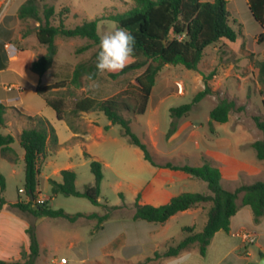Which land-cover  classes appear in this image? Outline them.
Segmentation results:
<instances>
[{
  "label": "crops",
  "instance_id": "0c3cea01",
  "mask_svg": "<svg viewBox=\"0 0 264 264\" xmlns=\"http://www.w3.org/2000/svg\"><path fill=\"white\" fill-rule=\"evenodd\" d=\"M55 1L56 4H49L54 7L57 20L55 24L60 20V11L68 10L61 18L64 26L70 18L81 24L84 20H93L105 14L123 13L133 6L132 0H110L109 5L102 6V15L87 19L80 8L69 6L70 0ZM225 1L229 3L228 11L231 25L237 32L236 40L230 42L223 39L207 47L196 71H183L179 65H165L156 77L145 113L138 115L141 117L137 122L142 137L140 140L158 165L153 166L144 159L139 148L131 144L125 146L120 140L107 137L106 132L112 129L111 123L101 126L97 119L87 115L90 113L71 116L72 127L65 120L56 118L57 121H63L69 131L67 141L60 143L51 114L45 113L40 105L36 106L31 100L32 93H36L35 88L39 85L35 78L38 74L31 70V64L46 51L45 46L40 45L36 38L39 23L30 18H18V9L24 0H0V65L3 66L0 69V103L6 108L2 129L8 130L4 135H11L14 142H19L22 129L29 127L25 117L42 116L55 131L57 144L60 146L58 149L79 143L90 158L111 168L118 176H125L129 180L130 194L128 199L120 195V201L114 206L107 204L116 209L102 223L86 218L72 222H95L86 241L76 233L62 236L46 233L39 228L43 218L33 220L32 216L22 211L18 217L8 216L5 214L6 206L13 210L17 208L9 206L15 202H7L0 211V261H24L23 255L29 254L30 245L26 230L33 221L39 248L34 264H61L62 258L66 259L65 264H113L116 261L141 264L152 258L155 252H163L172 243L167 235L171 229L170 221L182 216H190L192 220L205 216L204 206L179 212L152 230L149 224L133 219L135 205L159 207L182 193L210 194L204 181L183 171L159 167L166 163L193 167L207 163L219 169L220 183L229 191L240 185L264 182V161L257 159L252 148V144L262 138V132L256 127L253 118L264 115V87L258 81L256 66L257 61L264 60V40L258 41L261 30L248 10L247 1ZM6 44L14 47V56L8 55ZM205 80L212 91L211 95L204 98L208 105L201 108L200 102L196 103L187 116L172 120L169 111L178 107V98L186 94L196 95L204 90ZM178 84H181V89H178ZM217 95L233 100L236 108H240L231 112L225 123H217L210 118V112L217 103ZM171 97L175 98L174 103L170 100ZM259 106L262 107V112L259 111ZM168 128L172 131H166ZM132 131L135 132L134 129ZM92 144L97 147L104 144L109 154L103 157L92 153ZM55 150L47 143L46 156ZM0 158L7 160L2 155ZM72 169L73 165L68 164L64 168L55 169L53 174L61 177L62 170L73 171ZM76 183L77 178L75 185ZM93 184L94 179L91 185ZM183 187L191 189H181ZM40 194L38 199L45 204L47 198H41ZM122 211H129V214ZM114 212L122 213L125 217L113 218L111 214ZM243 232L253 234L254 241H244L239 235ZM160 236L163 238H159ZM160 248H164L163 251ZM262 256L264 217L254 222L250 208L240 206L230 219L229 231L215 233L204 257L199 255L197 247H192L177 257L162 258L156 263L254 264Z\"/></svg>",
  "mask_w": 264,
  "mask_h": 264
},
{
  "label": "trees",
  "instance_id": "16d2710c",
  "mask_svg": "<svg viewBox=\"0 0 264 264\" xmlns=\"http://www.w3.org/2000/svg\"><path fill=\"white\" fill-rule=\"evenodd\" d=\"M46 0H24L18 9V18H30L39 23L36 38L40 45L45 46V53L32 62L31 70L42 76L52 66L56 55L54 44L57 36L65 38L87 39L93 45H99L100 36L97 25L101 21H112L117 28H124L135 37L134 55L127 66L118 73H107L115 80L130 72L140 73L135 77L136 84L128 86L120 93L104 99L85 96L74 102L67 111V104L62 97H50L48 94L54 90L64 89L67 86L81 87L83 76L95 80L98 76L94 65L78 63L69 80L58 81L49 85H37L35 92L41 95L46 103L56 114L58 120H65L69 126L70 117L79 113L101 112L111 125L122 128L123 135L129 144L139 148L146 161L153 166H158L153 161L147 146L133 133L130 121L124 113L138 116L145 113L150 92L155 84L159 71L165 65H181L187 70L196 71L203 57L204 50L219 42L227 40L234 42L237 32L231 25L230 13L225 0H132L133 6L123 13L102 15L99 18L83 21L73 28H66L61 18L68 10L60 11L58 24H55L54 7L44 3ZM248 10L260 27L258 41L264 40V0H246ZM43 3V4H41ZM89 45L80 48L84 51ZM258 81L264 87V60L257 61ZM0 65V69H1ZM210 86L205 80L204 90L198 92L191 103L173 107L169 114L172 120L187 116L194 104L200 102L207 95H211ZM240 110L236 108L233 100L221 98L210 112V118L217 123H225L231 112ZM6 108L0 103V155L9 162L15 163L17 156L11 145L14 138L2 134ZM29 127L22 129L19 134V144L24 151V182L23 191L27 195V202L17 201L9 204L12 208L31 215L33 218H63L75 222L79 218L96 219L99 223L106 221L109 212L116 209L103 205L107 213L85 215L82 213L67 214L62 209L53 210L45 204H37L39 191V165L47 154V143L52 149H58L57 137L51 124L42 116H26ZM256 127L262 132V138L252 144L256 157L264 161V115L253 118ZM72 127V126H71ZM172 131V129H171ZM90 158L88 154H84ZM159 167L183 171L193 178L204 181L210 191L209 195L201 193H182L172 197L170 201L159 207L150 205H135L134 220L149 224L150 229H157L171 216L198 206L206 207V221L200 232L195 233L193 227H185L183 231L188 235L176 244L167 245L163 252H155L146 262L158 261L162 258L177 257L183 251L197 247L198 253L204 257L211 239L219 231L228 232L230 219L235 215L240 206L250 208L254 222L264 217V182H255L250 185H240L235 190L229 191L222 187L219 169L204 163L202 166H177L166 163ZM90 170L94 177V184L87 185L82 191L77 190L75 181L76 173L71 170L60 172L61 182L50 181L52 195H64L85 198L92 205L99 206L100 184L103 179L102 164L91 158ZM5 190V178L0 172V192ZM32 198L30 201L29 198ZM240 199V203L238 200ZM0 197V211L6 205ZM26 233L29 237V254L23 255L24 261L5 262L0 264H34L39 254L35 227L31 225Z\"/></svg>",
  "mask_w": 264,
  "mask_h": 264
},
{
  "label": "rangeland",
  "instance_id": "374dc122",
  "mask_svg": "<svg viewBox=\"0 0 264 264\" xmlns=\"http://www.w3.org/2000/svg\"><path fill=\"white\" fill-rule=\"evenodd\" d=\"M110 0H70L69 6L75 8H80L83 11V14L87 19L94 18L103 14L102 6L105 4L109 5ZM46 4H56L55 0H46ZM43 4V3H41ZM112 14V13H111ZM85 21V20H84ZM76 25H79L76 20L69 19L65 24L66 28H73ZM117 29L116 23L112 21H101L97 25V33L100 38L110 32H113ZM56 47V55L54 57L53 64L51 68L46 72L44 76L35 75L37 84L45 85L49 83H55L62 80H69L71 72L78 63H85L86 65L96 64V56L99 52V45H93L90 41L83 38H65L62 36H57L54 41ZM89 45V47L84 51H79L80 48ZM181 66V65H179ZM181 70H185L183 66L180 67ZM140 73L130 72L125 74L115 80L110 79L107 76V72L99 73L95 80H90L83 76L81 80V87L74 88L72 86H67L64 89H58L50 92L48 95L50 97H62L65 99L67 104V111L70 110L74 102L85 96L94 97L97 99H104L120 93L124 90L128 84H136L135 77ZM10 81V80H9ZM195 95L186 94L182 98H178V106L189 104L192 102ZM209 96V95H207ZM206 96V97H207ZM225 96L217 95V101ZM205 98V97H204ZM202 99L200 101L201 108H204L208 105L207 99ZM172 103H174V97H171ZM32 101L35 102V105H40L43 108L45 113H49L52 116V122L56 127L58 138L60 143L67 141L69 136V131L66 128V124L63 121H57L55 117V112L49 106H47L41 95L32 93ZM177 103V102H176ZM217 104V103H216ZM170 105V104H168ZM173 105V104H171ZM259 111L262 112V107L259 106ZM11 114H9L10 116ZM88 116L97 119L99 125L106 126L109 121L106 116L101 112H92L87 114ZM126 119L130 121V126L134 129V134L141 139L140 131L137 128V122L139 121L138 116H132L128 113L123 114ZM169 118V115H167ZM263 116V115H260ZM45 117V116H44ZM109 131L106 132V136L109 138H115L120 140L125 146H130L127 138L123 135L122 128L118 125H111ZM171 128H168L166 131H170ZM2 134H7V129L1 130ZM129 144V145H128ZM104 144L100 146L91 145L90 149L92 153L101 154L107 156L109 151L104 148ZM14 149L17 161L14 164L9 163L7 160L0 158V172L5 178V190L1 193L2 197L6 202H27V195L23 191V182H24V151L20 146L18 140L12 144ZM132 148V147H129ZM85 149L81 148L79 143L70 144L64 146L61 149L55 150L51 154H48L45 157V160L39 167V190L41 192V198H47L45 206L53 209L59 210L62 209L67 214H91L95 213L98 215H104L107 213V209L103 207L105 202L108 206H114L115 203L120 201V195L126 196L128 199V183L129 180L125 176H118L111 168H107L102 164V174L103 179L100 184V204L99 206L92 205L85 198H77L72 196H64L61 194L52 195L51 193V183L50 181L61 182V177L53 174L55 169L64 168L66 165H73V171L76 173L77 183L76 187L79 191H82L85 186L91 185L93 183V175L90 170V161L91 158L86 157L84 154ZM136 157V156H135ZM120 183V186L117 184ZM179 189V188H178ZM178 189L176 191H178ZM181 189H191V187H183ZM199 191V190H197ZM190 193V192H188ZM199 193V192H191ZM5 214L11 217L20 216L21 211L19 209H10L6 206ZM129 211H122V213H128ZM110 213V212H109ZM122 213L114 212L111 215L113 218L121 219L123 216ZM129 214V213H128ZM203 214H206V207L204 208ZM29 215V214H28ZM31 216V215H29ZM34 220V218H33ZM43 221L39 224V228L46 233L55 234L58 236L67 235V234H78L79 237L83 240H87L89 234L95 224V222H76L72 223L63 218H43ZM206 217L198 216L195 220H192L190 216H182L177 219L170 221L171 229L168 232L170 241L173 244L178 243L184 239L188 233L183 231L184 227H193L194 232H200L205 224ZM34 222V221H33ZM33 222L29 223L34 226ZM159 238H163L160 236ZM156 240V238H155ZM60 242V241H59ZM160 248V251H163ZM226 261V260H225ZM227 262V261H226ZM229 262V261H228ZM109 263V262H107ZM113 264H129L122 261H116ZM141 264H157L156 261L144 262Z\"/></svg>",
  "mask_w": 264,
  "mask_h": 264
},
{
  "label": "clouds",
  "instance_id": "9594fccd",
  "mask_svg": "<svg viewBox=\"0 0 264 264\" xmlns=\"http://www.w3.org/2000/svg\"><path fill=\"white\" fill-rule=\"evenodd\" d=\"M135 37L124 28H117L100 38L96 56L98 73H118L122 71L134 55Z\"/></svg>",
  "mask_w": 264,
  "mask_h": 264
},
{
  "label": "built area",
  "instance_id": "2783aa9c",
  "mask_svg": "<svg viewBox=\"0 0 264 264\" xmlns=\"http://www.w3.org/2000/svg\"><path fill=\"white\" fill-rule=\"evenodd\" d=\"M5 49L7 50V53H8V55L9 56H14V54H15V49H14V47L13 46H11V45H9V44H6L5 45ZM178 86V89H181V84H178L177 85ZM10 89V88H9ZM36 203L37 204H39V205H41V204H43L44 203V201L43 200H39V199H37L36 200ZM243 239H244V241H246V242H253L254 241V235L253 234H251V233H248V232H243V233H241V234H239ZM60 263L61 264H65L66 263V259H64V258H62V259H60Z\"/></svg>",
  "mask_w": 264,
  "mask_h": 264
},
{
  "label": "water",
  "instance_id": "95a60500",
  "mask_svg": "<svg viewBox=\"0 0 264 264\" xmlns=\"http://www.w3.org/2000/svg\"><path fill=\"white\" fill-rule=\"evenodd\" d=\"M29 200L31 201L32 198L30 197ZM254 264H264V256H262L257 263Z\"/></svg>",
  "mask_w": 264,
  "mask_h": 264
}]
</instances>
